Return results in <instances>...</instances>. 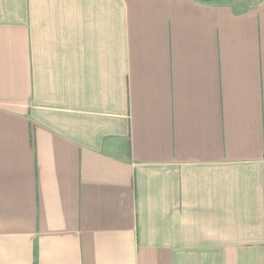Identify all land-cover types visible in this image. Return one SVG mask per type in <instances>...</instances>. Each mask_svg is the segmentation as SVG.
<instances>
[{
  "label": "crops",
  "instance_id": "obj_1",
  "mask_svg": "<svg viewBox=\"0 0 264 264\" xmlns=\"http://www.w3.org/2000/svg\"><path fill=\"white\" fill-rule=\"evenodd\" d=\"M0 264H264V0H0Z\"/></svg>",
  "mask_w": 264,
  "mask_h": 264
}]
</instances>
